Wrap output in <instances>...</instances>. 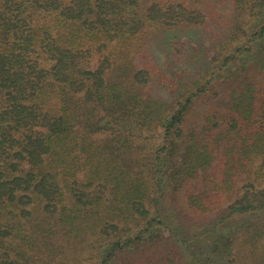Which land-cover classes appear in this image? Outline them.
Segmentation results:
<instances>
[{"label":"trees","instance_id":"16d2710c","mask_svg":"<svg viewBox=\"0 0 264 264\" xmlns=\"http://www.w3.org/2000/svg\"><path fill=\"white\" fill-rule=\"evenodd\" d=\"M264 264V0H0V264Z\"/></svg>","mask_w":264,"mask_h":264},{"label":"rangeland","instance_id":"374dc122","mask_svg":"<svg viewBox=\"0 0 264 264\" xmlns=\"http://www.w3.org/2000/svg\"><path fill=\"white\" fill-rule=\"evenodd\" d=\"M85 257H81L76 259L75 261L71 262V264H89L87 261H84Z\"/></svg>","mask_w":264,"mask_h":264}]
</instances>
